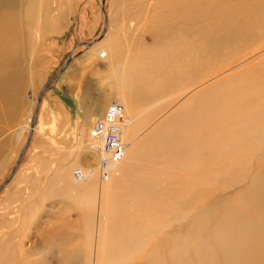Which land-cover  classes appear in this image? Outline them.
<instances>
[{
  "label": "rangeland",
  "instance_id": "374dc122",
  "mask_svg": "<svg viewBox=\"0 0 264 264\" xmlns=\"http://www.w3.org/2000/svg\"><path fill=\"white\" fill-rule=\"evenodd\" d=\"M101 2L23 0L14 52L19 83L12 93L19 109L15 107V113L0 110V185L26 139L27 117L43 82L57 74L74 45L99 36L104 16ZM105 5L109 26L100 41L107 36L117 45L112 60L122 65L126 99L130 110L139 115L128 140V154L117 171L122 176L110 177L113 188L109 189L115 188L112 196L100 198L95 190L90 208L75 206L78 192L85 189L82 196L88 197L95 183L98 189L104 185L98 172L96 179L91 175L94 168L99 169V151L90 148L78 125L92 104L101 106L96 114L101 118L115 101L110 75L104 76L103 58L95 53L80 63H94L89 84L76 80V65H80L76 63L65 80L64 69L43 93L34 142L31 139L16 172L0 189V264H63L67 256L59 247L72 242L60 239L71 228L65 223L79 220L94 227L108 202L117 221L130 209L127 197L140 198L139 208L147 202L159 214L161 205L173 202L179 189L189 190L194 204L200 198L198 187L206 189L198 204H210L209 210L228 204L233 196L239 199L241 189L259 187L257 170L264 164V0H106ZM91 47H76L80 51L72 59ZM65 107L70 109L68 116ZM93 121L83 125L86 137ZM43 138L53 157L49 176L26 180L25 185L20 173L34 159ZM75 169L82 178L74 176ZM188 181L193 183L191 189ZM170 216L157 236L173 237L168 233L172 230L181 237L187 235L185 223L174 220L175 214L173 219ZM155 244L157 255L176 247L162 240ZM137 257L126 264H137L133 262ZM90 258L86 255L83 260Z\"/></svg>",
  "mask_w": 264,
  "mask_h": 264
},
{
  "label": "bare ground",
  "instance_id": "6f19581e",
  "mask_svg": "<svg viewBox=\"0 0 264 264\" xmlns=\"http://www.w3.org/2000/svg\"><path fill=\"white\" fill-rule=\"evenodd\" d=\"M105 3H106V0H105ZM22 5H23V0H0V110L1 108H3L7 112H14V113L16 110H13V109L17 105V99L12 96V93L14 94L13 91L17 87L16 84L19 83V80L18 81L16 80L17 68L14 66L17 63L18 59L16 57V53L14 52H15V47L17 46V42L19 40V37H18L19 25L17 26V23L19 21H18L17 15L19 11L22 10ZM106 21H107V26H106V30H107L109 26L108 13L106 14ZM103 26H104V17H103ZM8 34H10L9 38H8ZM103 35L101 36V38L103 37ZM100 39H98L97 41H99ZM113 42H114L113 40L110 41V38H107L106 36L104 40L96 44L94 43L93 45L91 44L92 47L90 49L93 52L98 50V56L103 58L104 60H107V63H108L107 70L110 75L109 76L110 86L114 90V95L116 96L115 101L113 102L117 101L116 103L121 105V107L124 110L123 111V114H124L123 122L120 123L121 136H122L121 140L123 143V154H122V157L117 162L112 163V164L108 162V164L110 165L107 167L108 176L106 179H104L101 176L100 169H98L99 170L98 171L97 169L95 170L94 168V172L91 173V175L95 177L96 179L98 175L97 172H98L99 176H101V181H104L103 182L104 185L102 186V189H98L96 186V183L94 186L92 184L91 185L93 186L92 191L90 190L88 192V197L86 195L84 197L82 196L83 193L85 194V189L78 192V195L75 201L76 203L75 206H77V204H82L84 206L87 205V207L90 208L89 204L90 203L92 204V200H93L92 197L94 196L93 193L95 192V190L99 192L100 198H103V199L110 197V194L115 190V188L109 189V187L112 186L111 185L112 182L109 179L110 177H112V180H113L115 173L122 176V174H120V172L118 173L117 171H119V166L121 162L123 161V159H125L124 158L125 154H128L126 153V151H128L127 148L129 147L128 140H129V137L132 136L133 134L132 128L135 124L134 121L139 116L138 111L133 112L134 109L133 111L130 110L131 109L130 103L127 101L128 99H126L125 91L127 90V81L125 77L121 76L123 74V71H121L123 69L122 65L118 63L119 61L113 62L114 58L112 60V57L111 59H109V54L111 53L113 56L115 54L114 51L116 50V46H117ZM83 46L85 45H82V46L74 45L70 49V51H72L71 53L74 54L76 51H80L76 47L82 48ZM99 52H103V53H99ZM114 57H116V55H114ZM179 62L181 63V61ZM183 62H185L184 59H183ZM120 72H121V75H120ZM21 76L22 74L20 75V77ZM20 77L18 75L19 79ZM44 83L45 82H43V84ZM14 98L16 99V101L14 100ZM107 109H108V106L106 107V110L104 111V114L102 115V117H104L105 112H107ZM207 109L209 110L208 107ZM38 111H39V107H38ZM30 117H31V113L27 117L28 123L25 125V128L28 129V132H29V127H30L29 126ZM38 117L39 115L37 112V116H36L37 123L35 121L34 127L32 129V136H33L35 129H38ZM96 119H100V118H96ZM95 120L93 121V123L95 122ZM85 121H88V120H85ZM93 123L89 129L88 137H86L87 135L84 132L85 128L83 127L81 128L82 133L80 134L83 135V138L85 137V141L86 140L89 141L88 143L91 149H94V150L98 149L99 156H100V152H101L100 147H102V144L100 143L99 140L95 139L90 134V130L93 126ZM191 132L194 133V130L192 129ZM187 134L190 135L192 138H194L192 134H190V132H187ZM32 136H31V139H32ZM190 136L188 138H190ZM260 136L262 135L260 134ZM204 141L208 142L207 140H204ZM94 142L96 143L97 148ZM247 143L245 144L247 145ZM125 144H126V148H125ZM92 145H93V148H92ZM191 147L193 148V146ZM233 147L234 145L232 146V148ZM189 159L192 160L191 158ZM185 164L186 163H184V165ZM98 165H99V162H98ZM258 168H259L257 170L258 174L256 175L259 178V181L256 179V181L259 182L258 189H241L238 192L239 199L236 198L237 196L236 197L233 196V201H230L228 204L221 203L222 205L220 204L221 207L219 206L220 207L219 209L215 208V209L208 210V207H209L208 205L210 204H205V203L203 205H201V203L198 204L202 198V195L204 196V194L208 193L206 189H201V186H200V189L199 187L197 189L200 198L195 204H194L195 200L194 201L192 200L193 195L191 194L189 190L179 189L178 191H176V195H174V197L172 198L174 200L173 202L167 200V202L165 201L166 202L165 204L161 205L160 207L161 212L159 211V214L156 213L155 211L156 208L148 204L147 202H146L147 206L141 207L142 209L139 208L138 203H141L139 200L140 198L132 197V199L131 198L128 199L127 197L125 198V200H127V202L130 203L129 204L130 209L126 208V211H123L122 215L119 214L121 217H123L120 220H117V221L113 220L114 217H111L113 214L110 213V209H109L110 205H108L109 204L108 202L105 204L104 208L100 210L99 212L100 219L98 220V222H96L94 227L90 226L91 224H93L91 222L83 223V222H80L79 220H76L75 221L76 223H72V224L65 223V225L71 226V228L66 229V230L68 231L73 230L75 233L74 232L71 233L70 231L69 232L67 231L64 233V236L60 237L62 242L63 240L65 241L67 239L72 241L71 244L68 241L69 246L59 247L60 248L59 251L64 253L62 255L67 256L63 264H77V261H78V264H120V262L122 261H124V263L126 264V262L132 259L134 256H138L137 260L133 261V262H136L137 264H264V164L260 165ZM16 169L14 170V173L16 172ZM124 169L125 167L122 168V170ZM120 171H121V168H120ZM14 173L12 174V176L14 175ZM73 174L76 178H79V179L83 177L81 171L78 169H75ZM201 174L205 175L203 173ZM205 176L203 178H205ZM200 177L201 176H199V178ZM203 178H202V181H203ZM207 178H208V175H207ZM113 182L115 183V181ZM191 184L193 183L192 182L189 183V186L187 187H190ZM111 188H113V186ZM95 198L96 197L94 196V199ZM162 210H163V213H162ZM120 211L121 210H119V212ZM162 214L163 216H161ZM170 215H172V219L175 217L174 220L181 219V221L185 223V227L189 231L187 235L181 237V235L177 234L175 230H172L168 233L170 235H173V237L168 236V235H166L163 238L161 236H157L158 232L161 230L162 226L164 225L165 220L167 221L169 217H170L169 220H171ZM117 218L119 217L117 216ZM181 221H179L180 224H181ZM84 232L85 233L88 232V233L85 234ZM84 234L87 237V240H85V238L83 237ZM92 234H93V237H92ZM74 236H77V237L73 238ZM64 237H67V238H64ZM157 240L170 242L171 244L176 243V247L174 249L171 248L169 251H166V252H164L163 250L159 253V255H157V250H156L157 244L154 245V242L156 243ZM143 250L147 251V253L144 254ZM86 255H90L91 258L87 261H84L83 257ZM140 257H142L141 259L145 263H143L142 261L138 259Z\"/></svg>",
  "mask_w": 264,
  "mask_h": 264
},
{
  "label": "crops",
  "instance_id": "0c3cea01",
  "mask_svg": "<svg viewBox=\"0 0 264 264\" xmlns=\"http://www.w3.org/2000/svg\"><path fill=\"white\" fill-rule=\"evenodd\" d=\"M108 20V19H107ZM108 29V28H107ZM107 32V30H106ZM106 34V33H105ZM104 34V35H105ZM103 35V37H104ZM102 37V38H103ZM101 38V39H102ZM100 39V40H101ZM99 40V41H100ZM99 41L95 42L98 43ZM94 44V43H93ZM92 44V45H93ZM90 45V46H92ZM89 46V47H90ZM84 49V48H82ZM95 53L98 54V50L96 51H91V49H87L86 52L80 54L79 56L75 57L74 59H72L69 64L67 65V68L65 69V71L63 72V79L62 80H65L64 78H66V76L68 75V73L70 72V70L72 69V67L78 63L80 64L82 62V58H84V56H89V55H94ZM100 53V52H99ZM112 57V54L110 53L109 54V59H111ZM101 58V57H100ZM102 59V58H101ZM94 63H91V64H88V65H84V64H80L79 67H77L76 65V70H77V76L75 77L77 81H81V80H85L87 81V83L89 84V81H92V77L94 75ZM102 66L103 67H106V75L104 76H107L109 75L108 71H107V68H108V63H107V60H104L102 59ZM86 69V71H83V69ZM82 69V71H81ZM83 72H86V73H83ZM110 77H108V81H109V86H110ZM45 82V81H44ZM78 83V82H77ZM85 83V84H87ZM84 89L86 90V88L84 87ZM113 94H114V91H112ZM116 98V96H115ZM104 99L106 101V97L104 96ZM115 100V99H114ZM104 101V102H105ZM117 102V101H116ZM68 108V109H67ZM101 108V106L98 104L96 105V103H94V105L92 104L91 108H89L86 113L84 114V119L83 120H88V121H84L83 123H81L79 126L78 129H81L83 127V125L85 124H88L89 121L93 118V120L96 119L97 116L99 115H96L98 113V111ZM124 111V110H123ZM65 112L67 114V116L70 114V109L69 107H65ZM62 113L64 114V111H62ZM72 114V113H71ZM101 116V115H100ZM95 117V118H94ZM83 118V117H82ZM92 125V124H91ZM77 126V127H78ZM84 128V127H83ZM34 140L32 138V144H33ZM46 144H47V139L46 138H43L42 140H40V144L38 146V148L36 149L35 151V155H34V159H32L30 161V163L26 164V166L23 168L22 172L20 174H22L20 176V179L25 177V182L24 184L26 185V180H30V181H33V179L37 176H39L40 178H46L47 176H49V171L51 170V166H52V162H53V157H52V154L50 152V149H47L46 148ZM38 151V152H37ZM31 154V153H30ZM29 154V156H30ZM28 156V157H29ZM27 157V158H28ZM23 159V158H22ZM22 162V161H21ZM42 171V172H39ZM44 170V171H43ZM5 187V186H4ZM3 187V188H4ZM2 188V189H3Z\"/></svg>",
  "mask_w": 264,
  "mask_h": 264
},
{
  "label": "built area",
  "instance_id": "2783aa9c",
  "mask_svg": "<svg viewBox=\"0 0 264 264\" xmlns=\"http://www.w3.org/2000/svg\"><path fill=\"white\" fill-rule=\"evenodd\" d=\"M123 108L116 102H110L104 117L96 119L90 130V134L102 144L98 157L101 176H108L107 167L117 162L123 154V143L120 123L123 122ZM102 154V155H101ZM110 162V164H108Z\"/></svg>",
  "mask_w": 264,
  "mask_h": 264
},
{
  "label": "water",
  "instance_id": "95a60500",
  "mask_svg": "<svg viewBox=\"0 0 264 264\" xmlns=\"http://www.w3.org/2000/svg\"><path fill=\"white\" fill-rule=\"evenodd\" d=\"M104 5H105V0H102L101 2V8H102V12H103V17H104V26L99 34V36L95 39H93L92 41H84V42H80L78 43L77 45H85V46H90L91 44L95 43L98 39L101 38V36L105 33L106 31V26H107V21H106V11L104 9ZM72 51H70L64 62L62 63V65L60 66L57 74L55 76H52L50 78H48L45 83L41 86V88L38 90L37 92V95L35 97V101H34V105H33V110H32V114H31V117H30V122H29V132H28V135L26 137V140L24 142V145L19 153V156L17 158V160L15 161L12 169L10 170V172L8 173L7 177L4 179V181L2 182V184L0 185V189H2L6 183L8 182V180L10 179V177L12 176V174L14 173V170L16 169L17 165L19 164L20 160L22 159V155L25 151V149L27 148L29 142H30V139H31V136H32V129L34 127V124H35V121H36V116H37V112H38V107H39V104H40V100L42 98V95L45 91V89L53 82V80L60 74L62 73V71L66 68V66L68 65V63L71 61V59L74 57L73 53H71Z\"/></svg>",
  "mask_w": 264,
  "mask_h": 264
}]
</instances>
